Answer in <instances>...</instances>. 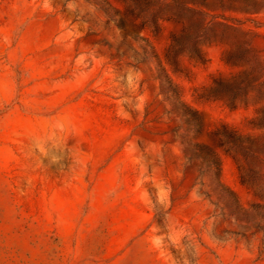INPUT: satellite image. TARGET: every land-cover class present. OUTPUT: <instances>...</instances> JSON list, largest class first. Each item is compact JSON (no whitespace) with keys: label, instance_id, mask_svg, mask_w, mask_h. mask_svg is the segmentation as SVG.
Here are the masks:
<instances>
[{"label":"rangeland","instance_id":"374dc122","mask_svg":"<svg viewBox=\"0 0 264 264\" xmlns=\"http://www.w3.org/2000/svg\"><path fill=\"white\" fill-rule=\"evenodd\" d=\"M105 21L85 0H0V264H264V101L232 109L205 95L236 71L224 46H205L204 65L185 53L174 71L165 55L181 26L164 21L140 33L200 114L189 131L156 63L130 65L134 52L116 50L124 31ZM223 126L257 146L223 144ZM188 140L219 155L243 211L222 213L215 178L184 158Z\"/></svg>","mask_w":264,"mask_h":264},{"label":"trees","instance_id":"16d2710c","mask_svg":"<svg viewBox=\"0 0 264 264\" xmlns=\"http://www.w3.org/2000/svg\"><path fill=\"white\" fill-rule=\"evenodd\" d=\"M117 1L124 5L123 15L109 0H85L105 17L107 25L113 22L124 31L121 36L123 43L116 50L122 57H128L130 50L134 52V62L130 65L138 68L142 64L156 63L155 79L160 84L159 94L171 104V111L190 125L189 131L201 129L200 114L182 100L181 88L170 78L154 46L140 33L148 30L158 35L164 21H173L181 26V30L171 36L165 55L166 63L174 71L180 69L183 54L187 53L191 60L204 65L208 62L204 47L221 45L226 48L222 61L236 71L230 75L214 76L205 95L224 101L232 109L248 105L251 98L264 101V49L254 41L255 38H264V23L256 18L264 10V0ZM129 27L132 29L128 30ZM127 39L131 41L129 44H125ZM133 43L139 44L141 50ZM259 113V126L264 127V105ZM217 133L223 144L244 146L248 143L257 146L256 139L242 136L227 126ZM183 155L189 163L200 161L207 173L215 178L219 199L223 203L222 213L227 210L234 215L236 211H243L236 194L221 181V160L216 152L206 145L188 140Z\"/></svg>","mask_w":264,"mask_h":264}]
</instances>
